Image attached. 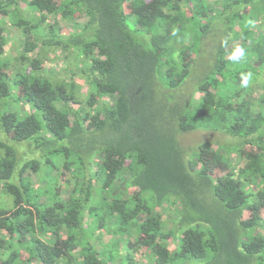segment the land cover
<instances>
[{
  "label": "trees",
  "instance_id": "16d2710c",
  "mask_svg": "<svg viewBox=\"0 0 264 264\" xmlns=\"http://www.w3.org/2000/svg\"><path fill=\"white\" fill-rule=\"evenodd\" d=\"M0 264H264V0H0Z\"/></svg>",
  "mask_w": 264,
  "mask_h": 264
},
{
  "label": "clouds",
  "instance_id": "9594fccd",
  "mask_svg": "<svg viewBox=\"0 0 264 264\" xmlns=\"http://www.w3.org/2000/svg\"><path fill=\"white\" fill-rule=\"evenodd\" d=\"M222 45H224V46L227 45V39L222 41ZM245 55H246V53H245V49L243 47L235 46L230 53L229 59L233 63H238L244 59ZM250 80H251V73H241V76H240L241 87H248Z\"/></svg>",
  "mask_w": 264,
  "mask_h": 264
},
{
  "label": "rangeland",
  "instance_id": "374dc122",
  "mask_svg": "<svg viewBox=\"0 0 264 264\" xmlns=\"http://www.w3.org/2000/svg\"><path fill=\"white\" fill-rule=\"evenodd\" d=\"M61 26H64L63 23L61 24ZM67 28H68V25H67ZM203 139H204L203 134H194V135H189L187 137H183L182 138V140L184 141L185 145L196 144V143L202 141ZM101 240H102V243L109 242L110 237L109 236H103L101 238ZM94 242H96V240Z\"/></svg>",
  "mask_w": 264,
  "mask_h": 264
}]
</instances>
